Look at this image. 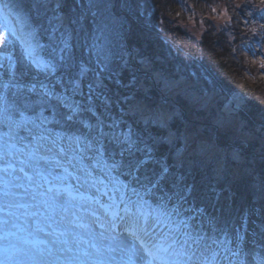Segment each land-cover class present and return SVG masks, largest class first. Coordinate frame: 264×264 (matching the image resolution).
<instances>
[{"label": "trees", "instance_id": "trees-1", "mask_svg": "<svg viewBox=\"0 0 264 264\" xmlns=\"http://www.w3.org/2000/svg\"><path fill=\"white\" fill-rule=\"evenodd\" d=\"M21 6L28 31H20L12 19L17 33L5 30L6 43L0 46V157L23 164L35 175L28 178L18 172L11 178L7 169H0V199L7 198L6 192L12 194L18 182L22 194L51 195L41 194L39 177H68L53 158L59 154L53 144H43L28 133L27 126L65 136V153L76 162L87 184L89 167L114 182L130 183L129 177L96 163L100 159L108 166L112 163L103 150L97 155L101 145L111 151L117 139H130L135 157L144 161L137 173L142 183L132 185L140 196L146 193L143 200L155 208L157 198H162L168 210L179 212V216L173 214L174 220H187L208 236L223 239L214 229L224 230L230 240L238 238L228 245L235 251L240 244L236 264H259L264 259V153L242 144L238 148L234 141L230 148L247 159L253 178H243L239 184L226 172L216 179L210 165L191 166L179 157L180 126L187 115L183 104L168 102L181 117L171 122V133L149 119L142 120L132 107L145 98L151 107L165 103L153 83V73H158L159 80H184L196 94H213L219 102L238 94L242 98L236 108L238 119L246 128L256 126L257 135L264 134V0H22ZM57 15L63 17L62 23L55 19ZM191 22L197 34L188 29ZM62 33L70 49L63 53L59 51L64 46ZM62 55L65 60L60 59ZM48 64L54 67L46 68ZM143 73L148 83L144 93L138 80ZM32 79H45L54 95L1 83ZM61 97L79 110L73 114ZM68 115H73V121L66 119ZM212 135L224 145L217 134ZM125 158H130L127 153ZM163 166L167 179L159 180ZM255 177L260 178V186L254 185ZM185 185L187 200L179 199L177 193ZM67 199L71 202L67 208L90 206ZM161 230L167 232L164 226Z\"/></svg>", "mask_w": 264, "mask_h": 264}, {"label": "rangeland", "instance_id": "rangeland-1", "mask_svg": "<svg viewBox=\"0 0 264 264\" xmlns=\"http://www.w3.org/2000/svg\"><path fill=\"white\" fill-rule=\"evenodd\" d=\"M8 2L19 5V7L12 8L9 13L18 22H22L21 31H28V27L21 18L23 14L22 0H8ZM188 29L197 34L198 28L194 22L189 24ZM30 58L36 62L32 55ZM141 64L143 66V62ZM153 76V83H157L159 86L163 93L162 99L166 100L165 103H157L151 107L150 99L145 98L136 102L137 104L132 108L141 113L142 120L149 119L151 123L160 125L170 132L168 128H170L171 122L174 119H181V117L178 116V109L172 107L168 102H178L184 105L187 115L180 126L182 135L178 137L181 142L178 147L179 157L183 162L196 167H202L203 164L210 165L216 179L227 175L226 172L230 175V179L239 180V184L242 183L243 178H253L251 169L245 162L247 159L230 148L235 141L238 148L242 144L247 149L253 147V149L250 148L252 152L264 153V134L257 135L258 128L256 126L246 128L236 115V108L240 105L242 98L238 94H234L225 101L220 99L221 102H219V99L213 94H196L184 80L171 81L163 77H160L159 80L158 73H153ZM138 80L140 90L143 93L148 92L145 74H140ZM65 101L66 104L71 105L70 101ZM27 128L29 130L28 126ZM213 132L218 135V140L224 142V145L221 146L218 141L214 140ZM48 136L51 138L52 135H47L41 141L43 144L57 143ZM171 139H173L172 136H169V140ZM227 144L228 146H226ZM234 153L238 154L237 158H234ZM2 157L5 156L2 155ZM65 164H70L75 171L76 167L74 166L76 165L72 159L65 160ZM16 184L12 194L6 192L5 200L7 202L0 201V264H124L126 257L122 258L119 251L110 250L115 247L112 237L114 233H119L121 230V221L117 219V216L129 215L136 209L129 206V212L126 213L124 207L121 206L118 207L115 214L107 210L106 205L109 204V199L114 196L113 184H108L110 187L108 191L93 197L88 196V198L80 192L81 189L73 184L77 188V193L80 194L78 199L94 200L97 205H101L102 210L106 213H103L99 220H92L97 222V225L87 230L85 227L78 228L77 223L72 219V213L77 212L78 209L71 210V208L65 207L67 206L64 202L66 198L59 195L68 194L69 188L66 185L56 187L54 183L44 181L39 177V188L53 190L56 187L59 194L38 196L36 191H24L22 194L23 189L19 186L20 182ZM254 185H261L259 177H255ZM20 200H24L26 205ZM67 202L68 205L71 204V202ZM143 211L147 212L148 210L144 208ZM78 214L81 219L88 220L83 212ZM102 218L108 224L109 221H114L116 227L110 231L111 233L114 231L113 234L106 229L99 230V237L94 233V228L98 230L102 227L99 223ZM53 221L56 222L50 226L49 224ZM58 221H60L61 227H59L62 228L63 233L55 237L49 232H52L54 226H58ZM65 222L68 224L64 225ZM82 233L87 234L88 237H85L86 235L83 236L84 238L81 237Z\"/></svg>", "mask_w": 264, "mask_h": 264}, {"label": "snow or ice", "instance_id": "snow-or-ice-1", "mask_svg": "<svg viewBox=\"0 0 264 264\" xmlns=\"http://www.w3.org/2000/svg\"><path fill=\"white\" fill-rule=\"evenodd\" d=\"M19 7L17 4L8 2V0H0V14L7 15L12 8ZM61 5L57 3L56 8L59 9ZM55 11V10H54ZM55 19L63 22L62 16H55ZM30 27V25H26ZM5 30L8 29L7 22L0 25V46L6 43L4 35ZM31 35V32H29ZM63 48L59 49L60 52H64L69 49L67 38L62 33ZM94 47H96L94 45ZM57 49H53L56 52ZM101 49L97 48V54L100 55ZM70 58V57H69ZM61 60L66 58L62 55ZM107 55L104 56V61H107ZM102 61V62H104ZM52 64L46 65V68H53ZM107 68V64H105ZM83 71V69H82ZM7 87V85H5ZM74 114L79 110L72 109L71 105L65 104ZM90 110V109H88ZM68 121H73V115L66 117ZM87 126V125H86ZM116 149L111 151L105 146L101 145V148L96 149L97 155L107 153L112 159L110 166L103 159L97 160V164H103L109 171H118L119 175L130 178V183L121 184L117 179L112 185V192L114 193V201L112 207H124L126 213L129 212V206L136 209L126 216H117V219L121 221V230L119 233L113 234V241L115 247L111 248V251H119L122 254V258L126 257L124 264H233L231 257H238L239 253L233 251L228 247L230 243H237V239L230 240L227 232L222 229H214L219 231L223 236L213 235L208 236L201 231H197L196 228L189 224L187 220L180 219L174 220L173 214L179 216V212L174 208L172 210L167 209V205L163 202L162 198H157L159 201L155 208H152L146 200L140 197L135 184H141V178L137 174L140 168L144 164V161L136 158L133 152L135 147L134 142L130 139L121 142L119 139L115 141ZM127 145L124 147L123 145ZM91 145H89L90 147ZM139 151V149H137ZM125 153L130 158H125ZM7 154L6 152L4 153ZM119 155L120 160H116L115 156ZM234 158H237L238 154H233ZM179 158V157H178ZM167 167H162V172L159 174V180H166ZM148 179V177H145ZM182 179V178H181ZM111 182V181H110ZM149 183H152L149 180ZM158 187L159 185H155ZM138 197V200H132L131 196ZM188 186L185 185L177 193L179 199L187 200ZM127 197V199H126ZM119 201V203H116ZM147 207V212L143 209ZM211 223V221H210ZM164 226L167 228V232H157L156 228ZM116 225L114 221H109L108 230L115 229ZM256 259V257H253ZM243 264V261H241ZM259 264H264V259L259 261Z\"/></svg>", "mask_w": 264, "mask_h": 264}, {"label": "bare ground", "instance_id": "bare-ground-1", "mask_svg": "<svg viewBox=\"0 0 264 264\" xmlns=\"http://www.w3.org/2000/svg\"><path fill=\"white\" fill-rule=\"evenodd\" d=\"M113 201H114V200L111 201V204H110L108 207H109V209H110L111 211H113V212L116 213V211H117L118 208H116V207H112V205H113Z\"/></svg>", "mask_w": 264, "mask_h": 264}]
</instances>
